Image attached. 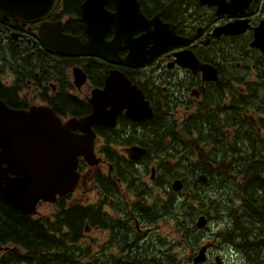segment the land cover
Segmentation results:
<instances>
[{"label": "flooded vegetation", "instance_id": "af4514ba", "mask_svg": "<svg viewBox=\"0 0 264 264\" xmlns=\"http://www.w3.org/2000/svg\"><path fill=\"white\" fill-rule=\"evenodd\" d=\"M111 77L132 101L104 94L114 86ZM127 105L141 113L149 108L151 116L131 114ZM0 106L24 113L43 108L61 125L100 113L90 126L93 164L79 157L75 190L54 204L39 202L37 210H54L35 217L51 221L59 209L91 207L96 225L86 232L96 234V254L106 251L113 264H135V257L149 255V264H159L163 241L165 253L171 252L169 243L144 230L139 200L150 201L155 223L148 227L161 226L156 200L167 197L169 187L163 191L154 181L168 173L160 162L170 166L177 156L174 139L215 146L240 143L242 128L264 129V0H0ZM114 113L110 127L108 115ZM156 138L164 151L150 148ZM129 147L147 152L131 161ZM168 154L175 158L165 159ZM6 169L0 162L2 188L16 178ZM127 174L144 190L133 206L126 201ZM155 189L162 196L151 199ZM89 194L94 202L74 200ZM0 204L19 213L1 199ZM113 222L117 233L108 227ZM212 244L205 264H212ZM3 246L0 258L10 252ZM262 250L255 259L264 264Z\"/></svg>", "mask_w": 264, "mask_h": 264}, {"label": "trees", "instance_id": "16d2710c", "mask_svg": "<svg viewBox=\"0 0 264 264\" xmlns=\"http://www.w3.org/2000/svg\"><path fill=\"white\" fill-rule=\"evenodd\" d=\"M240 134V143L237 140L233 144L215 146L196 145L191 138L174 139L171 148L177 156H164L165 159L175 160L167 166L163 159L160 165L167 168L168 173L161 172L155 179L163 191H167L172 180L179 178L184 182L181 193L169 192L156 209L161 210V221L169 227L170 234L165 235L169 239L168 251L173 248L194 250L199 243L190 238L189 232H195V219L205 216L209 221L208 230L213 224L217 226L212 231V239L219 249L227 247L226 252L245 258V264H263L255 258L264 249V129L256 132L242 128ZM150 148L156 152L166 149L159 138ZM128 170L131 168L128 167ZM198 174L206 175L208 182L202 188L211 190L213 194L212 198H208L207 205L197 194V185L193 184ZM124 178L132 193L129 203L133 206L144 190L139 184H134L132 175L127 174ZM189 181H192V186L188 187ZM139 201L143 209L140 221L154 223L152 209L147 202ZM98 219L106 220L99 216ZM95 225L91 207L74 205L66 210L59 209L54 220L48 221L46 217L37 220L25 218L0 204V244L11 247L0 264H113L106 251L101 249V253L96 254L93 240L88 243L85 239L86 231ZM108 227L112 232H118L117 222ZM182 256L165 253L164 247L159 264H187ZM149 257L142 261L140 257H135L134 262L149 264ZM151 263L158 264L155 260Z\"/></svg>", "mask_w": 264, "mask_h": 264}, {"label": "water", "instance_id": "95a60500", "mask_svg": "<svg viewBox=\"0 0 264 264\" xmlns=\"http://www.w3.org/2000/svg\"><path fill=\"white\" fill-rule=\"evenodd\" d=\"M69 49L71 46L68 45L67 55L71 54ZM55 50L60 52V49ZM202 71L206 73V70ZM113 81L114 86L109 89L106 86L104 94L110 98L132 101L133 97L128 94L127 89L116 83V78L111 77L109 85ZM126 108L131 114H142L148 118L151 116L149 108H146V113H141L140 109L133 105H127ZM100 115L94 112L86 119L70 120L61 125L51 111L43 108L24 113L11 112L0 106V154H4L0 162L7 164L5 172L16 175V178L5 183V187L0 186V199L12 210L20 212L23 217L30 218L37 214L36 206L39 202L54 204L57 197L73 192L80 178L77 172L78 158L82 157L88 164H93L91 161L95 158L94 136L90 126L98 122ZM108 117V125L113 127L115 113L109 114ZM76 129H80L82 135L71 132ZM125 152L132 161L138 160L146 153L137 147L125 149ZM206 182L207 178L204 175L196 179V183ZM182 188L181 180H175L170 185L173 193L180 192ZM206 225L207 219L204 216H199L195 220V227L198 230L204 229ZM2 250L3 247L0 245V252ZM206 250L207 246H202L198 250L193 258V264L206 262ZM214 261L215 264H220L219 258H215Z\"/></svg>", "mask_w": 264, "mask_h": 264}, {"label": "rangeland", "instance_id": "374dc122", "mask_svg": "<svg viewBox=\"0 0 264 264\" xmlns=\"http://www.w3.org/2000/svg\"><path fill=\"white\" fill-rule=\"evenodd\" d=\"M147 178L148 177H146V179ZM202 185H205V184H201V185L197 186V188H198L197 189V194L199 196H201L200 198L207 205V203L209 202V199L208 198H212L213 194H212L211 190H206V189L202 188L203 187ZM187 186L188 187L189 186H192V181H189L187 183ZM157 195H159L161 197L162 196V193L160 191H158V190L155 189L153 191V195H151V199L156 198ZM74 197H77V195H75ZM79 198L83 199L84 200V203L94 202L95 201V195L94 194L86 195V197L85 196H82V195L81 196L79 195L74 200H79ZM85 198H87V199H85ZM144 198L147 201V199H148V193L145 194ZM156 202H158L156 204V206H160L161 200H156ZM147 205H148V207L150 206V201L149 202L147 201ZM220 207L221 206H218V208H220ZM53 210L54 209H53L52 206H49V207L44 206V207H40L38 209V212L40 213L39 215H41V216L43 214H46V215H49L50 216L52 214ZM157 213L160 215V219H161V217H162L161 216V214H162L161 213V210L158 209L157 210ZM33 219H36L37 220L39 218L34 217ZM163 224H164V222H162V221L159 222V225H161V226L157 230H155V233H158V234L161 233L165 237L166 233L169 232V227H168V225L165 227ZM194 224H195V222H194ZM216 227H217L216 224H213V226L211 227L210 230H208V231H206L204 233H201V234H199V232L196 230V228L193 229L195 232H193L192 230H190V232H189L190 238L192 240L198 241L199 245L194 250L192 248H186L185 251H180V250L174 248V250L172 252L173 253V256L183 255L182 256V260H184V262H186L187 264H191L189 258L192 256V253L193 252L196 253L197 249L202 244H204V243H206L208 241H213V239H212V231ZM95 235L96 234H94L92 232H87L85 234V236H86L85 239H87L89 241L88 243H90V239L93 240L94 237H95ZM163 239L165 240V238H163ZM227 249H228L227 247H224V250L219 249V251H218V248L216 246L214 248H212L211 249V253L209 254L210 261L213 262V259L215 257H221V259L225 262V264H240V261H239L240 257H239V255H235V254L232 255V252H230V251L226 252ZM163 251H164V248H163ZM1 259H2V257L0 258V262H1ZM154 259H155V257H154ZM140 260L142 261L143 260V257H140Z\"/></svg>", "mask_w": 264, "mask_h": 264}]
</instances>
